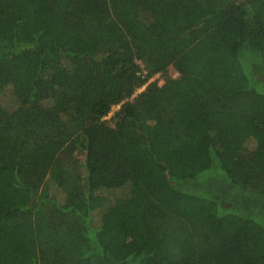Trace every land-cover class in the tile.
Segmentation results:
<instances>
[{"label": "trees", "instance_id": "trees-1", "mask_svg": "<svg viewBox=\"0 0 264 264\" xmlns=\"http://www.w3.org/2000/svg\"><path fill=\"white\" fill-rule=\"evenodd\" d=\"M0 264H264V0H0Z\"/></svg>", "mask_w": 264, "mask_h": 264}, {"label": "rangeland", "instance_id": "rangeland-1", "mask_svg": "<svg viewBox=\"0 0 264 264\" xmlns=\"http://www.w3.org/2000/svg\"><path fill=\"white\" fill-rule=\"evenodd\" d=\"M169 72H170L171 75L176 76V74L174 73L173 69H170ZM154 80H157V81L159 82V84H161L160 77L155 76V77L152 79V81H154ZM143 89H144V87H143L141 90H143ZM117 110H118V107H114V108L112 109L111 113L109 114V116L106 117V119L108 120V119L110 118V116H112V114H113L115 111H117ZM253 145H254V143H253L252 141H248V143H247V147H248V148H252Z\"/></svg>", "mask_w": 264, "mask_h": 264}]
</instances>
